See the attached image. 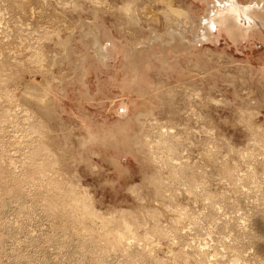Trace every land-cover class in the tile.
<instances>
[{
  "label": "rangeland",
  "instance_id": "1",
  "mask_svg": "<svg viewBox=\"0 0 264 264\" xmlns=\"http://www.w3.org/2000/svg\"><path fill=\"white\" fill-rule=\"evenodd\" d=\"M216 9L0 0V264H264V23L241 15L195 58L179 38L126 56L183 23L193 41ZM97 28L123 48L107 66Z\"/></svg>",
  "mask_w": 264,
  "mask_h": 264
},
{
  "label": "bare ground",
  "instance_id": "2",
  "mask_svg": "<svg viewBox=\"0 0 264 264\" xmlns=\"http://www.w3.org/2000/svg\"><path fill=\"white\" fill-rule=\"evenodd\" d=\"M216 2L219 4V9L217 10H213L211 15H207L204 19H203V25H204V28L202 29L201 32H198L196 38L193 40V41H190L188 40V43H186V34H190L191 31L193 30V22H190L189 26L187 25L186 27H184L183 25H186L183 23V25L180 27V28H168V33H167V36L169 37V40L168 41H164V37L162 36H155L147 41H140L139 43H137L134 47H132L129 51L130 54L126 56L129 58H131L130 60L134 59L136 62H134L135 65H133V70H137L138 67H139V63H138V60L142 59L143 57H146V55L149 56V51L151 52V50H156V47L158 46V44H162V45H167V46H171L172 42H175L176 41V38L180 39L181 40V44L185 45V50H186V56L189 58H195L196 54L197 53H200V51L198 52V50H194L196 47L193 46V44H199L201 43V39H209L210 36L212 35V33L216 30H218V27L222 28V29H225L229 34L233 35V37H235L237 35V37H239L240 35H242L244 33V31L239 27V18L241 15L245 16L248 21L252 22V23H264V0H252V2H249L245 7H241L242 9L239 8V5L237 3L236 0H216ZM172 9V8H170ZM173 11V9H172ZM171 12V10H170ZM169 12V13H170ZM179 12L181 14L180 11H176V13ZM183 13V12H182ZM186 14V13H185ZM181 16V15H179ZM183 16V15H182ZM185 16V15H184ZM183 16V17H184ZM187 16V14H186ZM171 17H173L171 15ZM168 18V17H167ZM129 19H134L133 15L129 17ZM167 20V19H166ZM174 20V19H173ZM168 21V20H167ZM183 21V20H182ZM184 22V21H183ZM188 23V22H187ZM133 25H135V27H139V22L138 20L135 21L133 23ZM171 24H168V27L170 26ZM173 25V24H172ZM179 25V24H178ZM93 26V25H92ZM175 26V25H174ZM91 29V28H90ZM95 26H94V30H95ZM92 31V30H91ZM154 33V32H152ZM166 35V34H165ZM195 35V34H194ZM89 36H92V40L94 39L95 42H93L94 45L97 46V50L95 51V47H94V51H95V56H96V59L97 60H94L93 62L94 63H98L99 65H101V62L107 66V64L112 60L114 59V57L118 56L119 54H122L123 53V48L121 47V44H119L118 42H116L111 36H109L107 33H103L101 32V30L99 28H97V30L92 33V35L90 34ZM167 37V38H168ZM166 38V39H167ZM178 39V40H179ZM101 40V42H100ZM180 43V42H179ZM92 48V47H91ZM120 50V52H119ZM125 50V49H124ZM67 51V50H66ZM160 51V50H158ZM183 51V47H176V50L174 51V55L176 56V54L180 53ZM160 54V53H159ZM166 54V55H165ZM165 57L167 58V60L169 59V54L167 55V53L165 52L164 53ZM179 55V54H178ZM86 57L83 58L82 60L84 61V63L82 65H77L76 67V76L80 79L83 78V69L85 67V65L87 64L88 60H87V55H85ZM207 56H211V55H208ZM64 57V56H63ZM89 59V58H88ZM138 59V60H137ZM163 59V58H162ZM193 61H191L192 63ZM199 63H195V66L198 67V72L199 70L200 73L204 74V77H207V69H205L204 67H200L201 66H204L203 63H201L200 61H198ZM165 63V61L163 62ZM190 63V64H191ZM126 65H124V68H125ZM192 66V65H191ZM1 67V66H0ZM86 68V67H85ZM87 71V70H86ZM135 72V71H134ZM2 75V74H1ZM77 78V79H78ZM6 79V78H5ZM3 81L4 80V76H1L0 77V81ZM5 81V80H4ZM81 81V80H80ZM7 82V81H6ZM4 83V82H2ZM31 87V85H30ZM35 88V87H34ZM34 88H32V90L34 91ZM2 89V87H1ZM4 89V88H3ZM30 88H28L29 90ZM36 89V88H35ZM31 90V89H30ZM29 90V93H31ZM4 91V90H3ZM28 92V91H27ZM37 92V91H36ZM104 93V92H103ZM39 94V93H38ZM29 113V112H28ZM26 114V113H25ZM9 119V118H8ZM29 120V119H28ZM23 121V120H22ZM11 122V121H10ZM20 123V122H19ZM23 125V124H21ZM9 126V125H8ZM168 133V134H167ZM162 143L164 144L163 146H165L166 148L168 147V151L170 152V149H169V146L171 145V137H170V132H166V134H162ZM169 141H170V145L169 146H166L169 144ZM172 146V145H171ZM165 148V149H166ZM173 149V148H172ZM174 151V150H173ZM168 152V153H169ZM172 152V150H171ZM172 154V153H171ZM3 162V161H2ZM11 162V161H10ZM3 165V164H2ZM9 165V164H8ZM2 167V166H1ZM9 168V167H8ZM4 169V167H3ZM16 169V168H15ZM12 170V169H11ZM9 171V170H8ZM182 171V170H180ZM179 171V172H180ZM186 172V170H185ZM7 173V172H6ZM12 173V172H11ZM2 174V173H1ZM3 175V174H2ZM2 175H0L2 177ZM5 176V175H4ZM17 176V175H16ZM12 177V176H11ZM13 178V177H12ZM2 179V178H1ZM4 179V178H3ZM2 179V180H3ZM18 179V178H16ZM7 180V179H6ZM8 181H11V183L15 184L14 183V180H8ZM7 182V181H6ZM9 183V182H7ZM7 183H6V186H7ZM20 183V182H19ZM10 184V183H9ZM18 184V183H17ZM2 185V184H1ZM0 185V186H1ZM21 185V184H20ZM12 186V185H11ZM16 186V185H14ZM13 186V187H14ZM19 186V185H18ZM9 188H12L8 185ZM8 187L7 188V193H9L10 191V194L12 193L11 190L13 189H9ZM20 187V186H19ZM50 187V186H49ZM15 189V188H14ZM20 191V190H19ZM6 192V191H5ZM13 192H16L13 190ZM7 195V194H6ZM13 195V193L11 194ZM9 196V195H8ZM76 197V196H74ZM73 197V198H74ZM77 198V197H76ZM79 198V197H78ZM81 199L83 201V197L81 196ZM76 200V203H79ZM74 203V202H72ZM82 204L84 205V202H82ZM81 205V204H80ZM86 208L87 206L84 205ZM72 209V207H70ZM74 208V207H73ZM77 208V206H76ZM79 209V208H78ZM73 210V209H72ZM81 211V210H80ZM72 212V211H71ZM70 212V214H71ZM76 212V211H74ZM73 213V212H72ZM84 215V214H83ZM82 217V216H81ZM109 219V218H108ZM107 219V220H108ZM107 220H105L107 222ZM110 221V220H109ZM111 222V221H110ZM114 223V221H113ZM119 223V221H118ZM122 223V222H121ZM112 224V223H111ZM115 224V223H114ZM126 224V223H124ZM120 225V224H118ZM121 226V225H120ZM125 226V225H124ZM126 226L128 227L129 225L126 224ZM108 227V226H106ZM110 227V226H109ZM114 227V225H113ZM126 227V228H127ZM129 229V232H130V228ZM114 230V229H113ZM107 231V230H106ZM132 231V230H131ZM160 232V231H159ZM117 233V232H115ZM111 234V233H110ZM118 235H120L119 233H117ZM103 236V235H102ZM107 236H109V234H107ZM111 236V235H110ZM114 237V236H113ZM110 239V238H109ZM107 239V240H109ZM115 239V238H114ZM118 239V237H117ZM105 240V239H104ZM103 241V240H102ZM115 242V241H114ZM98 243V242H97ZM105 244V243H104ZM108 244H110L108 242ZM117 245V244H116ZM107 247V246H106ZM202 250V249H201ZM205 252V250H204ZM203 253L200 252V254ZM205 254V253H203ZM206 255V254H205Z\"/></svg>",
  "mask_w": 264,
  "mask_h": 264
}]
</instances>
